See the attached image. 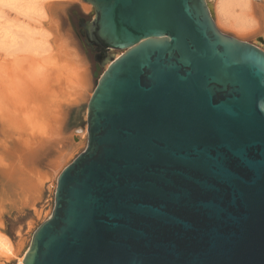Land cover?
Listing matches in <instances>:
<instances>
[{"label":"water","instance_id":"95a60500","mask_svg":"<svg viewBox=\"0 0 264 264\" xmlns=\"http://www.w3.org/2000/svg\"><path fill=\"white\" fill-rule=\"evenodd\" d=\"M82 1L86 145L18 264H264V44L207 0Z\"/></svg>","mask_w":264,"mask_h":264},{"label":"rangeland","instance_id":"374dc122","mask_svg":"<svg viewBox=\"0 0 264 264\" xmlns=\"http://www.w3.org/2000/svg\"><path fill=\"white\" fill-rule=\"evenodd\" d=\"M52 1L35 0L26 4L30 8L24 3L17 7L0 3V238L9 242L12 253H0V264H17L23 256L31 232L51 212L57 175L83 151L87 140L82 133L87 101L96 85L95 59L79 33V18H93V8L82 0H54L58 10L51 19L47 15ZM211 7L219 30L254 40L238 34L234 21L218 16L216 0ZM55 30L69 34L86 68L87 85L79 97L64 98L58 87L62 49ZM109 52L118 55L123 50ZM53 125L69 141L59 152L41 143Z\"/></svg>","mask_w":264,"mask_h":264},{"label":"bare ground","instance_id":"6f19581e","mask_svg":"<svg viewBox=\"0 0 264 264\" xmlns=\"http://www.w3.org/2000/svg\"><path fill=\"white\" fill-rule=\"evenodd\" d=\"M34 1L35 0H0V3H4L12 7H17V6H22L21 5L22 3L26 5ZM36 1L39 2L40 0H36ZM53 1L52 4L54 3ZM262 1L263 0H260L259 3L257 2V0H216V11L218 16H220L221 18L232 22L234 21V23L238 26V31H237L238 34H240L241 36L244 35L249 36L254 40L264 44V3ZM211 2L212 0H207L208 6L209 4H211ZM26 7L30 8V5H26ZM57 10H58L57 4L54 3L53 5H49L48 8L49 13L47 16L51 17L52 19L53 14H55ZM49 23L50 25L51 24L53 25V21L52 23L51 22ZM56 27L57 26L55 25V28ZM55 32L56 34L54 33L53 35H56V37L58 38V39L56 38L57 39L56 43L58 42L57 43L58 47L62 49V52L60 53L62 54V56L59 59L61 62L59 63L61 65L59 67L60 72L58 69H57L58 72L56 71L58 73L56 75L58 76V78H60L59 80L61 83V85H58V87L61 86L60 87L62 90L61 95L64 98L65 97L72 98V96L79 97L82 94V89H84L87 85L88 77L86 76V72H85L86 68H84L85 67L84 63L82 64V62L80 61L81 58L80 59L78 58V54L75 48L71 46V40L69 34L67 33L61 34L58 33L56 30ZM111 50H116V49H111ZM119 50L124 51V49H119ZM108 53L110 54L109 51ZM118 56H120V54L118 55L114 54L115 58ZM84 91H83V95H85ZM52 121H54V119ZM42 126L44 127V125ZM56 126L59 125L56 124ZM40 132L42 133L43 130ZM43 136H41L42 138L41 143L46 144L48 147L49 146L52 148L54 147L56 149V152H59L62 148L66 147L69 142L68 139L63 134H61L60 128L59 127L55 128L54 125L51 128L48 127L44 132ZM82 136L87 137V131L86 132L84 131L82 133ZM0 253L3 254L4 256L5 254L11 253V246L9 242L4 241L1 238H0ZM23 256L18 258L17 264L20 262Z\"/></svg>","mask_w":264,"mask_h":264},{"label":"flooded vegetation","instance_id":"af4514ba","mask_svg":"<svg viewBox=\"0 0 264 264\" xmlns=\"http://www.w3.org/2000/svg\"><path fill=\"white\" fill-rule=\"evenodd\" d=\"M79 26H80V28H79V33H80V29H82V26L80 25V18H79ZM80 35H81V34H80ZM93 54H94V59H95V55H96V53L93 52Z\"/></svg>","mask_w":264,"mask_h":264}]
</instances>
